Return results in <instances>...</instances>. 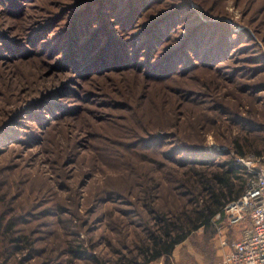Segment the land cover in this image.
Masks as SVG:
<instances>
[{
  "label": "rangeland",
  "instance_id": "rangeland-1",
  "mask_svg": "<svg viewBox=\"0 0 264 264\" xmlns=\"http://www.w3.org/2000/svg\"><path fill=\"white\" fill-rule=\"evenodd\" d=\"M237 144L264 156V0H0L7 264L128 262ZM223 259L213 221L151 264Z\"/></svg>",
  "mask_w": 264,
  "mask_h": 264
},
{
  "label": "trees",
  "instance_id": "trees-1",
  "mask_svg": "<svg viewBox=\"0 0 264 264\" xmlns=\"http://www.w3.org/2000/svg\"><path fill=\"white\" fill-rule=\"evenodd\" d=\"M236 152L239 156H248L247 151L238 144ZM228 165L224 171L201 172L199 181L205 192L200 198L197 196L196 206L162 216L157 228L150 230L142 238L143 244L139 246L138 252L128 262L122 257L120 264H151L159 259H170L177 246L188 240L196 231L212 227L215 216L222 212L228 203L244 194L249 179L247 168L236 158L228 162ZM2 225L0 221V226ZM10 232H13V226L3 230L4 238L10 235ZM14 240L18 243L23 241L21 237ZM9 254L7 251L1 253L4 258L0 257V264H7L11 257Z\"/></svg>",
  "mask_w": 264,
  "mask_h": 264
},
{
  "label": "built area",
  "instance_id": "built-area-1",
  "mask_svg": "<svg viewBox=\"0 0 264 264\" xmlns=\"http://www.w3.org/2000/svg\"><path fill=\"white\" fill-rule=\"evenodd\" d=\"M264 156H239L238 162L247 168L249 179L244 194L228 203L213 221L224 249L223 264H264ZM249 213L250 226L240 238H233V229Z\"/></svg>",
  "mask_w": 264,
  "mask_h": 264
}]
</instances>
